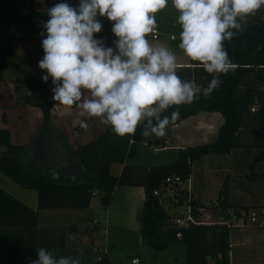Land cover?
<instances>
[{
  "label": "trees",
  "instance_id": "1",
  "mask_svg": "<svg viewBox=\"0 0 264 264\" xmlns=\"http://www.w3.org/2000/svg\"><path fill=\"white\" fill-rule=\"evenodd\" d=\"M47 10L37 8L34 0H0V35L5 26L23 25L42 41L46 36L44 23L49 19ZM263 15L264 11L260 9L255 15L247 17L243 22V32L224 42L229 58L236 66L235 71L209 74L197 66L198 62L191 60L190 64L178 67L180 78L191 81L201 89V94L193 103L178 106L180 118L177 122L199 110L218 111L223 119L212 140L180 147L173 160L148 166L123 164L134 153L136 145L145 141L143 124L137 127L134 135L123 137L105 125L87 141L71 147L66 134L49 120L52 99L39 91L36 76L9 57L0 46V79L2 68L9 67L30 81L29 90L16 94L14 104L34 105L41 112L40 123L26 143H11L8 130L0 128V172L17 185L34 189L36 194L35 207H30L0 188V247L6 250L2 264H30L37 259L40 247L53 251L57 258L68 257L62 235L64 229L75 230V224L60 228L41 226L38 223L39 210L86 209L94 191L99 205L104 208L117 185L142 186L143 200L135 211V218L139 223V235L153 255L170 244L181 243L184 245V264H229L228 226L222 223L174 225L171 215L153 190L160 194L165 186L164 178L170 174H177L185 180L192 160L204 154H223L238 146L235 132L243 124L244 117L252 112L250 105L256 102L259 106L255 112L264 113ZM97 19L102 23V31L94 37L102 38L105 46L110 47L111 40L116 39L111 31L114 22L106 17L98 16ZM213 78L221 82L220 86L209 96H204L202 89ZM174 110L177 106L169 108L161 116L170 117ZM146 143L158 144L159 141L146 140ZM263 154L264 145L257 157ZM113 162L122 163L117 174L109 171ZM184 192L183 187H175L177 202L185 198ZM223 196L219 193V198L223 199ZM199 206L201 203L192 198L193 216L198 215L196 207ZM82 218L87 232L89 228L98 230L96 223L91 224V216L84 215ZM102 246L104 248V244ZM96 256L95 260H91L83 255L77 260L78 264H112L105 248Z\"/></svg>",
  "mask_w": 264,
  "mask_h": 264
},
{
  "label": "clouds",
  "instance_id": "2",
  "mask_svg": "<svg viewBox=\"0 0 264 264\" xmlns=\"http://www.w3.org/2000/svg\"><path fill=\"white\" fill-rule=\"evenodd\" d=\"M168 3L80 0L78 8L66 2L50 7L49 19L44 23V55L38 66L47 72L42 80L47 82L51 77L55 85L51 99L66 108H79L81 117L101 118L120 137L134 135L141 124L144 137H164L168 126L180 118L178 106L193 103L201 94L200 88L177 74L175 53L164 46H153L148 40L149 36L155 37V14ZM171 4L179 13L182 29L179 48L205 72L219 75L236 67L224 42L243 32V22L264 7V0H171ZM98 16L114 22V48L94 37L102 31ZM220 83L213 78L202 89L203 95L209 96ZM173 106L177 110L170 117L161 116ZM73 126L88 125L78 119ZM30 264L78 261L66 256L57 258L53 251L40 247L37 259Z\"/></svg>",
  "mask_w": 264,
  "mask_h": 264
},
{
  "label": "crops",
  "instance_id": "3",
  "mask_svg": "<svg viewBox=\"0 0 264 264\" xmlns=\"http://www.w3.org/2000/svg\"><path fill=\"white\" fill-rule=\"evenodd\" d=\"M261 9L264 11V7ZM7 29L5 30L7 32L2 29L0 35L2 50L18 64L30 70L38 80L39 91L51 98L54 94L52 89L55 87L51 77L47 82L43 81L42 76L47 75V72L41 70V73H39L34 67V62L38 56L42 55L41 60L44 55L42 41L33 37L34 35L27 28L26 30L22 29L19 25L9 26ZM18 31H20V34H18ZM115 40H111L110 47H115ZM35 47L41 48L39 50ZM177 62L179 66L188 65L190 59L178 60L177 58ZM26 65H29L30 68ZM8 69L9 67H3L1 70L0 128L8 130L11 143H26L31 133L40 123L41 112L34 105L14 104L16 94L29 90L30 81L15 69L10 73L7 71ZM6 72L8 73L5 76ZM258 106L256 102L250 105V108L254 107V109H250L252 112L244 117L243 124L235 132L238 146L230 148L223 154H204L192 160L187 174L188 183H183L184 189L186 190L188 187L190 194L201 205L206 201L214 200V205L206 207L211 217L229 218L230 223L231 220H236L234 226H232V223L228 226L229 264H264V231L262 229L263 225H261L264 218L259 220L255 225L256 228L252 229L250 222L253 221H250L248 216L249 210L264 205V154L257 157L261 146L264 145V113L255 112ZM79 112L80 109L75 106L66 108L53 100L49 107L50 122L66 134L67 141L73 148L76 144L90 139L94 133L102 130L105 126L101 118L81 117ZM78 119L84 120L88 125L87 128L74 127L73 121ZM222 119L218 111L199 110L194 114L187 115L177 123L170 124L164 137L157 138L155 135H151L152 137H144L145 141L140 143H146V140L159 141L158 144L154 143L155 146L152 145L151 148L154 149V153L165 151L166 154L156 164L169 162L175 158L178 148L212 140ZM124 163L153 165L135 161L129 163L127 159L123 161ZM121 166L122 163H111L109 166L110 173L117 174ZM1 174L0 172V188H3ZM169 191V186L163 187L161 191V194L165 197L163 199L165 208L167 206L173 207L172 204L177 201L174 191L171 194ZM219 193L222 196L224 195L223 199L222 197L219 198ZM169 197L174 198V200L167 201ZM142 200L143 188L141 185H117L108 205L104 208L99 205L102 208V214L91 216V218L96 219L97 231L103 232L102 243L110 246V249L107 248L106 250L112 264H116L113 261L114 246L110 244L108 236L104 235L106 224L108 223L109 226L122 230L128 229L135 234L139 226L135 218V211L141 206ZM35 204L36 195L34 205H27L35 207ZM74 209L78 208L42 209L43 212L39 214L38 223L43 221L48 227L66 226L71 223L76 226L78 219L81 218H79V210ZM235 226L239 228V231L232 239L231 228ZM138 240L141 242L140 236Z\"/></svg>",
  "mask_w": 264,
  "mask_h": 264
},
{
  "label": "rangeland",
  "instance_id": "4",
  "mask_svg": "<svg viewBox=\"0 0 264 264\" xmlns=\"http://www.w3.org/2000/svg\"><path fill=\"white\" fill-rule=\"evenodd\" d=\"M60 2H66L71 6L77 7L79 5L80 0H35V6L37 8L49 9L50 7L54 6L56 3H60ZM178 16H179L178 11L172 6L171 0H169L168 6L164 8L162 11H159L155 14L156 23H157L156 30L158 31L159 36L157 38H152L149 36L148 40L153 46H164L166 48H169L175 53L178 60H183L184 58L187 59L188 57L184 54L183 50L179 48V43H180L179 33L181 32L182 29L178 23ZM262 19L264 20V17ZM9 26H18V25L5 26L3 27L4 31L8 30L7 28ZM19 27L26 30V26L19 25ZM18 34H20V31H18ZM33 37L37 38L36 35H34ZM35 48L40 50L41 47H35ZM41 57L42 55H39L37 60L35 61L37 63L34 62V67L36 71L39 73H41L42 70L38 66V61H40ZM26 67H29V65H26ZM7 71H9L10 73V71L13 72L14 69L9 68ZM45 71L46 70H43V72ZM7 73L8 72L5 73V76L7 75ZM152 145L155 146L154 143H152L151 145L145 142L142 144L138 143L135 147L134 153L129 157H127L126 159L128 160L129 163H131V161L142 162L147 164L158 163L160 159L164 158L166 153L165 151L154 153V149L151 148ZM1 177L3 179L2 186L6 191L11 193L15 197L23 200L30 206L34 205L35 195H36L34 189L21 187L16 183H14L13 181H11L10 179H8L3 174H1ZM169 188H170L169 193L171 194L172 190L174 191L175 188L173 186H169ZM173 200L174 198H170V197L167 199V201L169 202ZM89 202L90 204L87 209H74V210H79L78 212L80 214L79 218L81 219H78L75 230L66 231L64 229L62 235L64 243L67 247L66 252L68 253L69 256L67 254L66 255L75 260L80 259V257H82L83 255L87 259L95 260L97 258L96 256L97 253L103 251L104 248L110 249L109 245H108L109 247L107 245H104V248L102 246L103 243L101 239L103 232L96 231L92 235L88 233L85 229L84 226L85 221L84 218L81 217V215L92 216L93 214H98V215L102 214V208L99 206L98 195L95 191L92 193ZM172 206L173 207L170 206L166 207V210L169 213V215H171V217L184 214L185 202H183V200L180 203L176 201V203L172 204ZM252 209L259 210L258 207ZM42 212L43 210H39V214H42ZM262 218H264L263 214L257 215L255 221L250 222V224H252L251 228L253 229L255 225L259 222V220H261ZM209 220H215V218L210 217ZM40 222L39 223L41 224V226L45 225L43 221ZM235 222H236L235 219L231 220V223L233 224L232 226L235 225ZM261 225H263L262 229L264 231V219ZM56 227L60 228L64 226H56ZM105 228H106V233H104V235H106V237L108 236L110 244L114 246L113 261L116 264H129L130 258L134 256L138 258L139 262L137 264H183L184 262V245L181 243L170 244L165 248L157 251L156 254L153 255L151 248H149L142 240L141 242L138 240V237L140 236L138 231L135 232L134 234V232H131L128 229L122 230L114 226H109L108 223L106 224ZM231 230H232L231 238L233 239L234 235L239 231V228L235 226L231 228ZM240 232L242 231L240 230ZM4 255L6 256V250H4L1 247L0 250L1 264L5 260Z\"/></svg>",
  "mask_w": 264,
  "mask_h": 264
},
{
  "label": "built area",
  "instance_id": "5",
  "mask_svg": "<svg viewBox=\"0 0 264 264\" xmlns=\"http://www.w3.org/2000/svg\"><path fill=\"white\" fill-rule=\"evenodd\" d=\"M159 36L158 31L156 30L155 33V37L150 36L152 38H157ZM251 110L254 109V107L250 108ZM188 183L187 177L185 180H181V178L179 177V175L177 174H170L167 175L164 178V183L165 186H173L174 188L177 187H183V183ZM164 186V187H165ZM173 191V190H172ZM153 194H158L159 199L161 200V203L163 204V199L165 198L161 193L159 194V192H157V190H153ZM185 198H184V202H185V212L183 215H176L174 217L171 218V222L174 225H185L188 223H192V224H197V223H204V224H212V223H219V224H225L226 226H230L231 223L229 221V218H223V217H219V218H215V220H209L211 215L209 214V211L206 209L207 206L210 205H214L215 202L214 200L211 201H206L204 204H202L199 207H196V211L198 212L197 216H193L191 214V199L193 198V196L190 194L189 190H185L184 192ZM206 210V211H205ZM263 214L264 215V208L263 207H259V210L257 209H251L248 211V216H249V220L250 221H254L257 215ZM232 218H234V216H232ZM96 219H92L91 220V224L95 223ZM97 230H88V233L92 234L95 233ZM138 258L137 257H131L130 258V264H137Z\"/></svg>",
  "mask_w": 264,
  "mask_h": 264
}]
</instances>
